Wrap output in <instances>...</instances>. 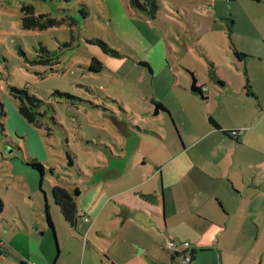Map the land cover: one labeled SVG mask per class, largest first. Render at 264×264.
Instances as JSON below:
<instances>
[{
	"label": "rangeland",
	"instance_id": "rangeland-1",
	"mask_svg": "<svg viewBox=\"0 0 264 264\" xmlns=\"http://www.w3.org/2000/svg\"><path fill=\"white\" fill-rule=\"evenodd\" d=\"M157 4L141 9L129 0H0V264H18L16 253L56 256L71 231L78 239L58 206L55 232L48 225L45 199L33 191L40 174L30 157L45 169L40 197L45 190L53 201L56 184L89 193L113 165L126 164L128 154L129 167L143 155V169L154 172L178 131L157 104H170L190 128L199 105L181 93H197L194 78L203 93H260L264 104V0ZM24 6L61 24L24 28ZM12 88L42 101L36 107L40 127L20 114ZM255 105L247 100L242 109L251 113ZM134 131L140 138L135 151L129 147ZM188 171L197 174L194 167ZM21 210L35 218L32 225L22 221ZM66 249L79 246L70 242Z\"/></svg>",
	"mask_w": 264,
	"mask_h": 264
},
{
	"label": "crops",
	"instance_id": "crops-1",
	"mask_svg": "<svg viewBox=\"0 0 264 264\" xmlns=\"http://www.w3.org/2000/svg\"><path fill=\"white\" fill-rule=\"evenodd\" d=\"M181 94L199 105L194 116L197 123L187 128V121L177 120L175 108L165 101L161 103L165 110L158 112L170 114L179 132L175 126L177 139L170 140L166 157L154 172L143 169L147 164L143 155L129 167L132 155L128 154L125 160L122 158L126 164L113 165V170L96 181L93 192L77 188L79 215L74 228L78 239L71 231L64 238V248L61 246L52 257L16 253L18 264H184L181 255L167 249V239L191 244L190 264H264L261 94L202 93L204 98L197 93ZM247 100L257 103L251 113L242 109ZM186 110L185 106L182 111ZM211 118L216 124L210 122ZM247 125L250 128L242 130ZM232 130H238V135H232ZM139 139L135 131L129 136L131 150H138ZM193 167L196 175L188 171ZM58 185L70 193L75 190ZM39 186L34 194L45 199L56 221L54 198L50 201L45 190L44 197H40V182ZM107 189L111 190L109 196L100 201V191ZM26 206L32 209L30 204ZM20 212L22 221L32 225L35 218ZM70 242H76L79 250L66 249ZM3 244L0 238V247Z\"/></svg>",
	"mask_w": 264,
	"mask_h": 264
},
{
	"label": "trees",
	"instance_id": "trees-1",
	"mask_svg": "<svg viewBox=\"0 0 264 264\" xmlns=\"http://www.w3.org/2000/svg\"><path fill=\"white\" fill-rule=\"evenodd\" d=\"M130 4L132 6H135L137 8L145 9V6L149 3L152 4L153 9H158L157 0H129ZM23 17H22V23L24 28L30 29V28H38V29H45L47 27H52L55 24H61L58 20H54L48 15L41 14V15H35L34 14V8L31 6H24L23 9ZM233 19H231V24L229 26L230 32L232 31V25H233ZM42 50H46L45 48H42ZM48 52V51H47ZM235 54L238 57H242V54L238 51H235ZM196 92L199 93L202 98L203 96V90L201 87H196ZM12 93H14L15 97L19 100L18 104V110L20 114L29 122L37 125L40 127L39 123V116L40 114L36 107L40 105L42 102L38 97L35 95H29V93L24 89H17L12 88ZM64 95V94H63ZM248 95H251L253 97H256L254 93H248ZM158 109L165 110L164 106L159 103L157 104ZM5 114V113H3ZM210 122L212 124H216L214 119H210ZM31 160L28 161V164L33 168L36 169L40 174V183L42 185L44 176H45V169L42 163H40L37 159L30 157ZM79 195V190L76 188L72 193H70L66 188L60 185H56L53 187V198L56 203V205L60 208L62 215L66 222L70 224L72 227L76 225V221L79 215L77 203H76V197ZM4 208V204L2 199L0 198V214L2 213ZM45 211H46V220L48 225L54 230V222L51 218L50 212H49V206L45 205ZM25 264V263H22Z\"/></svg>",
	"mask_w": 264,
	"mask_h": 264
},
{
	"label": "built area",
	"instance_id": "built-area-1",
	"mask_svg": "<svg viewBox=\"0 0 264 264\" xmlns=\"http://www.w3.org/2000/svg\"><path fill=\"white\" fill-rule=\"evenodd\" d=\"M242 130H246V128H242ZM232 135H238L239 131L238 130H232L230 131ZM165 245L167 249L181 255L183 257V263L184 264H190L192 262V248L191 244L187 241L183 242H178L175 240H166ZM32 264H37V263H32Z\"/></svg>",
	"mask_w": 264,
	"mask_h": 264
},
{
	"label": "water",
	"instance_id": "water-1",
	"mask_svg": "<svg viewBox=\"0 0 264 264\" xmlns=\"http://www.w3.org/2000/svg\"><path fill=\"white\" fill-rule=\"evenodd\" d=\"M222 84H224L223 82H222ZM197 87V79L196 78H194L193 79V83H192V87H191V90L193 91V92H196V88ZM158 111V110H157ZM69 165H73V162L71 161L70 163H69Z\"/></svg>",
	"mask_w": 264,
	"mask_h": 264
},
{
	"label": "flooded vegetation",
	"instance_id": "flooded-vegetation-1",
	"mask_svg": "<svg viewBox=\"0 0 264 264\" xmlns=\"http://www.w3.org/2000/svg\"><path fill=\"white\" fill-rule=\"evenodd\" d=\"M198 86V85H197Z\"/></svg>",
	"mask_w": 264,
	"mask_h": 264
}]
</instances>
